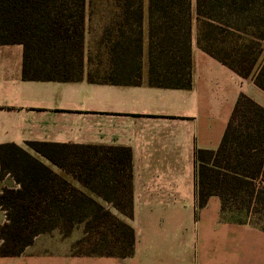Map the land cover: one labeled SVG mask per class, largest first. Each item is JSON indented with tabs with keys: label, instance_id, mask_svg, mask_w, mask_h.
I'll return each mask as SVG.
<instances>
[{
	"label": "trees",
	"instance_id": "trees-1",
	"mask_svg": "<svg viewBox=\"0 0 264 264\" xmlns=\"http://www.w3.org/2000/svg\"><path fill=\"white\" fill-rule=\"evenodd\" d=\"M253 0H0V45L23 47L24 81L192 86L197 47L264 92V18L242 15ZM99 31L98 39H91ZM89 36V40H87ZM30 151L43 157L58 171ZM198 203L264 231V107L241 93L217 150H199ZM0 257H18L40 235L82 236L75 257H130L135 233L128 147L26 142L0 144ZM71 178L78 185L70 181ZM116 212H113L111 208ZM241 214L245 216L242 217ZM241 215V216H240Z\"/></svg>",
	"mask_w": 264,
	"mask_h": 264
},
{
	"label": "crops",
	"instance_id": "crops-1",
	"mask_svg": "<svg viewBox=\"0 0 264 264\" xmlns=\"http://www.w3.org/2000/svg\"><path fill=\"white\" fill-rule=\"evenodd\" d=\"M22 64L21 45H0V144L130 148L133 216L120 217L136 240L130 257H75L76 231L67 238L55 231L38 236L18 257H0V264H264L263 230L222 212L217 197L204 207L198 203L197 152L218 149L241 93L264 106V92L252 80L202 52L196 41L189 89L150 86L146 48L140 85L24 81ZM245 85L260 92L253 97ZM14 186L9 176L0 181V191Z\"/></svg>",
	"mask_w": 264,
	"mask_h": 264
},
{
	"label": "rangeland",
	"instance_id": "rangeland-1",
	"mask_svg": "<svg viewBox=\"0 0 264 264\" xmlns=\"http://www.w3.org/2000/svg\"><path fill=\"white\" fill-rule=\"evenodd\" d=\"M253 1H254L255 6L253 8L251 7V9L249 11H247L246 13L244 12V14L241 17L242 18V22H240L239 25L241 27H243V28H245V16H247V17L251 16V18H254V19L264 18V0H253ZM197 32H198V25L196 23V20H194V22H193L192 43H193V41H196V39H197ZM100 35L101 34H100L99 31H95V32H93L91 34L90 40L91 39H98L100 37ZM196 44H197V42H196ZM263 45H264V43H263ZM245 89H246L248 94L253 95V97H256L253 94L254 90L258 91V89H256V87H254V86L248 87V86L245 85ZM258 92H260V91H258ZM241 215H242V217L245 216L244 214H241ZM75 234H77V235H79V237H81L82 236V228H77Z\"/></svg>",
	"mask_w": 264,
	"mask_h": 264
}]
</instances>
